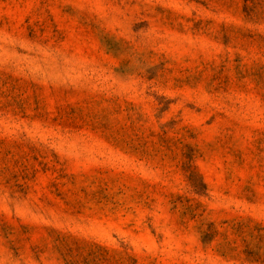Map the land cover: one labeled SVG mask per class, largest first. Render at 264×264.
I'll use <instances>...</instances> for the list:
<instances>
[{
  "label": "rangeland",
  "instance_id": "obj_1",
  "mask_svg": "<svg viewBox=\"0 0 264 264\" xmlns=\"http://www.w3.org/2000/svg\"><path fill=\"white\" fill-rule=\"evenodd\" d=\"M0 264H264V0H0Z\"/></svg>",
  "mask_w": 264,
  "mask_h": 264
}]
</instances>
